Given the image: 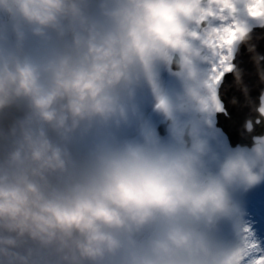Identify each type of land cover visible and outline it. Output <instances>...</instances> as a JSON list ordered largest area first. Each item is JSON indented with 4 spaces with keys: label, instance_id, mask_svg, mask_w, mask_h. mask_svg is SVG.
Wrapping results in <instances>:
<instances>
[{
    "label": "clouds",
    "instance_id": "9594fccd",
    "mask_svg": "<svg viewBox=\"0 0 264 264\" xmlns=\"http://www.w3.org/2000/svg\"><path fill=\"white\" fill-rule=\"evenodd\" d=\"M216 7L0 0V264H246L264 135L216 128Z\"/></svg>",
    "mask_w": 264,
    "mask_h": 264
},
{
    "label": "water",
    "instance_id": "95a60500",
    "mask_svg": "<svg viewBox=\"0 0 264 264\" xmlns=\"http://www.w3.org/2000/svg\"><path fill=\"white\" fill-rule=\"evenodd\" d=\"M258 61L260 67H264V28L253 31L250 38L243 42L235 62L237 69L228 76L221 90L226 115L220 114V126L234 145L249 143L242 139L244 125L249 120L255 124L260 119L257 109L264 94V81L261 80ZM243 113L249 114V117L244 118ZM259 125L260 135H263L264 122Z\"/></svg>",
    "mask_w": 264,
    "mask_h": 264
},
{
    "label": "snow or ice",
    "instance_id": "6c2138e0",
    "mask_svg": "<svg viewBox=\"0 0 264 264\" xmlns=\"http://www.w3.org/2000/svg\"><path fill=\"white\" fill-rule=\"evenodd\" d=\"M217 3L219 6L214 9L206 26V43L211 53L209 87L212 89V112L214 116L217 114L226 115V109L219 99L218 92L224 82L225 75L232 73L235 69L237 49L246 30H239L238 22L232 15L231 0H217ZM260 7L261 11H257L256 7L249 8V15L259 19L251 20L247 28L252 29L254 25H264V0H260ZM261 112H264V108H261ZM252 211L257 214H264V205L253 207ZM249 222L251 225L252 222ZM250 230L254 239L248 245L249 253L246 264H264V238L257 240L252 226Z\"/></svg>",
    "mask_w": 264,
    "mask_h": 264
},
{
    "label": "rangeland",
    "instance_id": "374dc122",
    "mask_svg": "<svg viewBox=\"0 0 264 264\" xmlns=\"http://www.w3.org/2000/svg\"><path fill=\"white\" fill-rule=\"evenodd\" d=\"M215 5H218L217 3V0H215ZM219 6V5H218ZM250 7H256V9H259L261 8L260 7V0H251L250 2ZM259 18H255V20H258ZM239 22H238V28H239ZM215 26V25H214ZM254 26H261V25H254ZM253 26V27H254ZM264 97V95L262 96ZM261 101H262V98H261ZM222 132L220 131V134ZM222 135V134H221ZM223 136V135H222ZM224 137V136H223ZM256 189H259L263 192L264 194V185L256 188ZM254 191V190H253ZM253 191L247 193V194H244V196L242 197L243 199V202H244V205H245V208H246V211H247V218L249 219V221H251V226L253 227V232H254V235L257 237V240L261 239V238H264V231H263V226L262 224L260 223V221L257 219V216L255 215V213L252 211V208L250 206V203H249V197L250 195H252Z\"/></svg>",
    "mask_w": 264,
    "mask_h": 264
},
{
    "label": "bare ground",
    "instance_id": "6f19581e",
    "mask_svg": "<svg viewBox=\"0 0 264 264\" xmlns=\"http://www.w3.org/2000/svg\"><path fill=\"white\" fill-rule=\"evenodd\" d=\"M242 116H243L244 118H247V117H249V114L243 113ZM258 128H259V124L256 123V125H255V130H254V133H257L256 135H260V133H261V130H259Z\"/></svg>",
    "mask_w": 264,
    "mask_h": 264
}]
</instances>
